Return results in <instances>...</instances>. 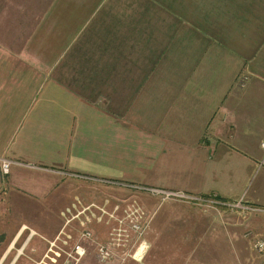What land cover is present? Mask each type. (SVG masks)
Here are the masks:
<instances>
[{"label": "crops", "instance_id": "1", "mask_svg": "<svg viewBox=\"0 0 264 264\" xmlns=\"http://www.w3.org/2000/svg\"><path fill=\"white\" fill-rule=\"evenodd\" d=\"M45 1L0 0V213L58 176L259 204L232 169L262 157L264 0Z\"/></svg>", "mask_w": 264, "mask_h": 264}, {"label": "rangeland", "instance_id": "2", "mask_svg": "<svg viewBox=\"0 0 264 264\" xmlns=\"http://www.w3.org/2000/svg\"><path fill=\"white\" fill-rule=\"evenodd\" d=\"M37 2L27 8L22 5V17L29 10L44 8L45 0ZM9 23L11 36L14 22ZM259 163L260 159L254 161L246 171L232 169L237 183L243 185L241 194L259 202L243 198L242 204L249 208L264 206V164ZM58 177L53 191L42 198L6 186V211L0 213L4 235L0 254L6 257L1 264H77L66 261L65 255L76 243L84 246L88 264H105L97 258L98 244L113 248L108 264H131L134 254L140 264H260L253 241L264 229L262 213L186 200L162 201L93 180ZM12 192L16 196L8 197ZM83 232H90L91 238H81ZM175 233L179 239L173 243Z\"/></svg>", "mask_w": 264, "mask_h": 264}, {"label": "built area", "instance_id": "3", "mask_svg": "<svg viewBox=\"0 0 264 264\" xmlns=\"http://www.w3.org/2000/svg\"><path fill=\"white\" fill-rule=\"evenodd\" d=\"M244 81H245V77H241L239 80L241 84ZM260 148L262 150V157H261L259 164H264V138L260 142ZM13 163L14 162L10 159L0 158V172L3 176L9 174L10 167ZM76 176L80 177V175H76ZM81 178H84L86 180H94V181L101 182L109 186H121V187L128 188L131 190H136L138 192L152 194V195L160 197L162 201L174 199V200L191 201V202L198 203V204L209 203L213 205L214 207L240 208L243 211L250 210V211L262 213L264 215V206L263 207H250V208L247 206H244L242 204L243 197L236 199L234 203H230L228 202V200L219 199L215 195L208 196V198L203 197V196L198 197L196 195H190L182 191L166 190V189H161V188H156V187H142V186L126 184V183L123 184V183H118L115 181L95 179V178L87 177V176H84V177L81 176ZM135 227L138 228L137 225H135ZM81 238L90 239L91 233L83 232L81 234ZM253 249L260 256V259H261L260 264H264V230L261 232V234L258 237L254 239ZM85 253H86V250L84 246L80 243H76L72 247V250L65 251L66 261L72 260V261L78 262L85 255ZM113 256H114V251L112 247H110L109 245H106V246L101 245V244L97 245V258L100 262L108 264L111 262V259L113 258ZM132 258H135V254L132 256Z\"/></svg>", "mask_w": 264, "mask_h": 264}, {"label": "trees", "instance_id": "4", "mask_svg": "<svg viewBox=\"0 0 264 264\" xmlns=\"http://www.w3.org/2000/svg\"><path fill=\"white\" fill-rule=\"evenodd\" d=\"M217 198H219V199H221L220 197H217ZM3 237H4V235H0V241H2L3 240Z\"/></svg>", "mask_w": 264, "mask_h": 264}, {"label": "bare ground", "instance_id": "5", "mask_svg": "<svg viewBox=\"0 0 264 264\" xmlns=\"http://www.w3.org/2000/svg\"><path fill=\"white\" fill-rule=\"evenodd\" d=\"M143 248V247H142ZM142 249H140V251H141ZM136 256V255H135ZM137 256H140V253H139V251L137 252Z\"/></svg>", "mask_w": 264, "mask_h": 264}]
</instances>
